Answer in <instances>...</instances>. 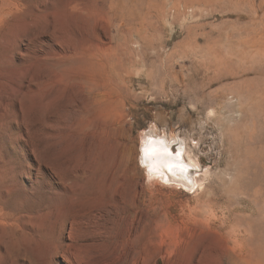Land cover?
Masks as SVG:
<instances>
[{
  "label": "rangeland",
  "instance_id": "1",
  "mask_svg": "<svg viewBox=\"0 0 264 264\" xmlns=\"http://www.w3.org/2000/svg\"><path fill=\"white\" fill-rule=\"evenodd\" d=\"M0 110V264H264V0H0Z\"/></svg>",
  "mask_w": 264,
  "mask_h": 264
},
{
  "label": "bare ground",
  "instance_id": "2",
  "mask_svg": "<svg viewBox=\"0 0 264 264\" xmlns=\"http://www.w3.org/2000/svg\"><path fill=\"white\" fill-rule=\"evenodd\" d=\"M257 109L259 111H258V117H257L258 119L256 121V124L258 123V125H261L262 122H263V108H261V105H258ZM146 150H148V151H146ZM181 150H184V147L181 148ZM145 151H146L145 152V157H147L148 160L150 159V157H152L150 159V165H151V169L152 170L158 168L157 167V165H159L158 162L163 161V163H160L161 171L165 174V178L168 179L169 181L177 182L185 174V172L181 168V167H183L181 162H178V159H177V157L179 156V153L177 154L174 151L172 153L171 152L172 150H170V148L168 147V143H166V141L160 140L158 143H156V142H153L150 139H146ZM186 154H187L188 161L190 162L189 164H191L192 166L196 167L197 163L194 161V158L192 159L188 153H186ZM164 165H168V169L169 168L171 169V171H172V176L171 177L167 173ZM177 183H180V184H182L184 186H187V187H192L193 186V185L191 186V185L186 184V183H182L181 181H179ZM195 184L202 186V184L199 181H196ZM253 185H254L253 183H250L248 187L252 188ZM262 195H263V193H262ZM94 211L95 210H91V212L89 214H85L83 217L76 218L75 219V224L76 225H82V224H84V220L85 219L87 221H89V223H92L93 221H95L94 217H97V216H93V215H96L97 213H96V211L95 212ZM95 223L97 225L96 221H95ZM82 233L86 234L85 232H82ZM86 236H87V234H86ZM87 238H88V236H87Z\"/></svg>",
  "mask_w": 264,
  "mask_h": 264
},
{
  "label": "water",
  "instance_id": "3",
  "mask_svg": "<svg viewBox=\"0 0 264 264\" xmlns=\"http://www.w3.org/2000/svg\"><path fill=\"white\" fill-rule=\"evenodd\" d=\"M172 149H174V150H172ZM170 150L174 151L177 154L179 153V156L177 157V159L181 162V164L183 166L181 168L185 172V174L181 177V179L179 181H181L182 183H186V184H189V185L192 186L193 183H194L193 176H194V173H195V169H194V167L191 164H189L186 161V159L184 157V150H182L181 152L178 151L179 148L176 147V145H172L171 148H170ZM164 167H165L167 173L171 177L172 176L171 169L170 168L168 169V165H164ZM164 181H167L168 182L169 180L168 179H164ZM179 181H177V182H179Z\"/></svg>",
  "mask_w": 264,
  "mask_h": 264
},
{
  "label": "snow or ice",
  "instance_id": "4",
  "mask_svg": "<svg viewBox=\"0 0 264 264\" xmlns=\"http://www.w3.org/2000/svg\"><path fill=\"white\" fill-rule=\"evenodd\" d=\"M3 116V112H2V110H0V117H2ZM5 121L3 120V119H0V124H2V123H4Z\"/></svg>",
  "mask_w": 264,
  "mask_h": 264
}]
</instances>
